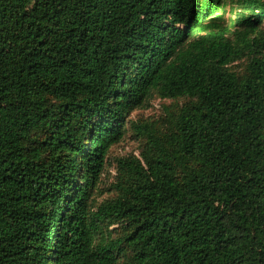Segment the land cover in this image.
<instances>
[{
	"label": "trees",
	"instance_id": "1",
	"mask_svg": "<svg viewBox=\"0 0 264 264\" xmlns=\"http://www.w3.org/2000/svg\"><path fill=\"white\" fill-rule=\"evenodd\" d=\"M246 4L231 40L224 0H0V264H264V0ZM151 99L159 120L130 119ZM128 125L138 156L93 205Z\"/></svg>",
	"mask_w": 264,
	"mask_h": 264
},
{
	"label": "rangeland",
	"instance_id": "2",
	"mask_svg": "<svg viewBox=\"0 0 264 264\" xmlns=\"http://www.w3.org/2000/svg\"><path fill=\"white\" fill-rule=\"evenodd\" d=\"M226 4L225 12L220 20L216 21L218 29L226 31L230 35L231 40H234V32L242 30L239 26V19L241 16H248L246 11V0H224ZM178 29L184 28V23L177 25ZM257 36L264 37V24L257 26ZM169 104V101H160L159 99H151L146 105L145 109H136L131 113L130 119L142 120L146 122H156L161 118L162 108ZM141 144L135 138V132L129 125L126 126L124 138L121 142L111 148L107 159L105 170L100 177L97 187L92 192V204L99 205L107 199L113 197L116 193L115 184L117 182L118 160L121 158H129L130 156H138V151Z\"/></svg>",
	"mask_w": 264,
	"mask_h": 264
}]
</instances>
